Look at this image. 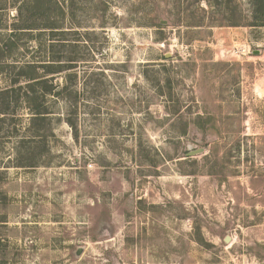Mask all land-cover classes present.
Wrapping results in <instances>:
<instances>
[{
	"label": "rangeland",
	"instance_id": "rangeland-1",
	"mask_svg": "<svg viewBox=\"0 0 264 264\" xmlns=\"http://www.w3.org/2000/svg\"><path fill=\"white\" fill-rule=\"evenodd\" d=\"M261 1L0 0V264H264Z\"/></svg>",
	"mask_w": 264,
	"mask_h": 264
},
{
	"label": "trees",
	"instance_id": "trees-1",
	"mask_svg": "<svg viewBox=\"0 0 264 264\" xmlns=\"http://www.w3.org/2000/svg\"><path fill=\"white\" fill-rule=\"evenodd\" d=\"M256 1H261V0H251V2H255V3H256ZM262 1H263V0H262ZM262 1H261V2H262ZM230 21H231V23H229V24H231V25H233V26H239V25H240L239 20L234 16V14L232 15ZM186 132H187V129H185V133H186Z\"/></svg>",
	"mask_w": 264,
	"mask_h": 264
},
{
	"label": "water",
	"instance_id": "water-1",
	"mask_svg": "<svg viewBox=\"0 0 264 264\" xmlns=\"http://www.w3.org/2000/svg\"><path fill=\"white\" fill-rule=\"evenodd\" d=\"M202 152V150H196V151H193L191 153H188V156H194L196 154H200Z\"/></svg>",
	"mask_w": 264,
	"mask_h": 264
}]
</instances>
